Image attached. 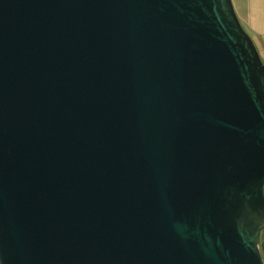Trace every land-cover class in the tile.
<instances>
[{"label":"water","instance_id":"water-1","mask_svg":"<svg viewBox=\"0 0 264 264\" xmlns=\"http://www.w3.org/2000/svg\"><path fill=\"white\" fill-rule=\"evenodd\" d=\"M263 231L232 0H0V264H264Z\"/></svg>","mask_w":264,"mask_h":264},{"label":"crops","instance_id":"crops-1","mask_svg":"<svg viewBox=\"0 0 264 264\" xmlns=\"http://www.w3.org/2000/svg\"><path fill=\"white\" fill-rule=\"evenodd\" d=\"M234 3L264 55V0H234Z\"/></svg>","mask_w":264,"mask_h":264},{"label":"rangeland","instance_id":"rangeland-1","mask_svg":"<svg viewBox=\"0 0 264 264\" xmlns=\"http://www.w3.org/2000/svg\"><path fill=\"white\" fill-rule=\"evenodd\" d=\"M232 2H233V5H234V8H235L236 14H237V16H238V18H239V20L241 22L242 27L244 28L245 32L250 36V38L253 40V42H254V44H255V46H256V48H257V50H258V52H259V54L261 56V59H262V61L264 63V55H262L261 47L259 46V43H258L257 39L250 32L248 26L245 24V21L243 19H241L243 17H241V15H239V13L237 12V10H236V8H237L236 6L237 5H235L234 0H232Z\"/></svg>","mask_w":264,"mask_h":264},{"label":"trees","instance_id":"trees-1","mask_svg":"<svg viewBox=\"0 0 264 264\" xmlns=\"http://www.w3.org/2000/svg\"><path fill=\"white\" fill-rule=\"evenodd\" d=\"M260 250L262 253L263 260H264V231L262 232V235H261Z\"/></svg>","mask_w":264,"mask_h":264}]
</instances>
